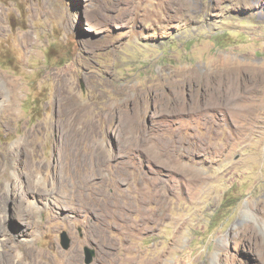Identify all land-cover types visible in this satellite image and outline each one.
<instances>
[{
    "label": "rangeland",
    "instance_id": "1",
    "mask_svg": "<svg viewBox=\"0 0 264 264\" xmlns=\"http://www.w3.org/2000/svg\"><path fill=\"white\" fill-rule=\"evenodd\" d=\"M0 10V147L36 127L35 185L49 195L21 200L52 218L62 249L80 247L82 264L85 247L90 264H264V0ZM18 208L7 200L11 236L25 227Z\"/></svg>",
    "mask_w": 264,
    "mask_h": 264
},
{
    "label": "bare ground",
    "instance_id": "2",
    "mask_svg": "<svg viewBox=\"0 0 264 264\" xmlns=\"http://www.w3.org/2000/svg\"><path fill=\"white\" fill-rule=\"evenodd\" d=\"M1 17L2 10H0V33L3 31ZM57 82L60 84H58L60 101H63L64 97L62 95L65 90H68V84L63 76H60ZM9 92L16 94L17 88L13 89V87L9 86ZM2 107L12 109L14 108V104L10 103ZM66 110H71L69 105L66 106ZM0 122L3 125L2 127H9L8 122L5 120ZM72 123H76V121ZM58 129H60L59 125ZM38 135L37 129L34 126L24 133V139L19 144L20 146L11 150H8L5 146L0 147V180H2L0 181V218L2 221H0V264H82L80 247L62 249L58 244L57 238H53L58 233V227L50 224L52 218L45 217L41 221L38 218V212L35 210L36 206L31 202L21 200L25 199L23 194L26 197L28 195L30 197L31 195L34 199H46L49 195V193L48 195L46 194L47 191H40L41 188L35 185L36 176L40 168H42L38 156ZM61 139L63 138L58 136L55 140L54 158L58 165H62V156L64 154ZM67 155H70L68 157L69 163L76 160V158H73L74 156L71 157V154ZM18 165L21 168H18ZM13 169H15V172L11 176H8V171ZM22 177L23 182L20 181ZM5 182H7L10 190H4ZM19 185H21V188ZM8 199H14L16 202H19V208L17 209L18 217L25 224L23 230L15 236L9 235L3 227L6 219L5 204ZM14 237H21V239L14 241ZM39 237L43 238L45 243L41 244V246H36L34 242Z\"/></svg>",
    "mask_w": 264,
    "mask_h": 264
},
{
    "label": "water",
    "instance_id": "3",
    "mask_svg": "<svg viewBox=\"0 0 264 264\" xmlns=\"http://www.w3.org/2000/svg\"><path fill=\"white\" fill-rule=\"evenodd\" d=\"M61 243H62L64 248L68 247L69 240H68L66 233H64V232L61 234ZM84 253H85V263L90 264L93 261V258L95 256V251L93 249L85 247Z\"/></svg>",
    "mask_w": 264,
    "mask_h": 264
}]
</instances>
